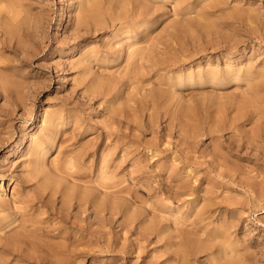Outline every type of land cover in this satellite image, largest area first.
<instances>
[{"label": "rangeland", "instance_id": "obj_1", "mask_svg": "<svg viewBox=\"0 0 264 264\" xmlns=\"http://www.w3.org/2000/svg\"><path fill=\"white\" fill-rule=\"evenodd\" d=\"M86 1L0 0V264H264V0ZM93 3L99 22L71 36ZM226 66L239 77L218 90L185 82ZM244 95L261 109L207 134L205 99ZM73 183L118 212L88 219L87 257L56 263L46 241L86 234L54 230ZM189 239L207 249L185 257Z\"/></svg>", "mask_w": 264, "mask_h": 264}, {"label": "bare ground", "instance_id": "obj_2", "mask_svg": "<svg viewBox=\"0 0 264 264\" xmlns=\"http://www.w3.org/2000/svg\"><path fill=\"white\" fill-rule=\"evenodd\" d=\"M83 1H86V0H83ZM114 1L118 4L119 7H122L121 9L118 10V12H121V11L126 12L127 11L126 5L130 4V1H126V0H114ZM134 1H135L134 5L136 7L135 10L138 12L137 14H140L139 13L140 11L138 9L140 4L136 0H134ZM86 2H85V4H86ZM82 3H84V2H82ZM21 10H22V12L24 11L23 9H21ZM74 10H73V12H74ZM99 13H100V8H97L96 4H94V3L91 5V7L89 9H86L84 4H82V6L80 4L79 9L76 13V19L74 18L76 20L75 24L73 25L74 29L71 27L75 31V33H72L71 36L77 34V32L81 29H83L84 31H87L88 29L86 27V24L88 23V21L90 19L95 20L96 18L94 19V17H97L99 15ZM22 14L24 15L25 13H22ZM120 14L117 15L118 19H120ZM15 15L16 16L18 15L17 12H15ZM103 16H104V14H103ZM10 21L13 22L12 20H10ZM22 21H23V19H22ZM95 21L99 22L98 19H96ZM91 22H93V21H91ZM102 22H103V20H102ZM23 23H27V21H25ZM206 26H207V24H205V27ZM4 27L9 31V29H12L13 25L8 26L6 24ZM3 31H5V30H3ZM11 32L12 31H10V33ZM3 42L6 44H9L10 40L8 37L6 38V36H5L3 38ZM15 46H19V43L16 42ZM132 56H134V55L132 54ZM0 61H1V59H0ZM247 73H248V71H245V74H247ZM187 74H188V76L185 78L186 83L195 82V83H198L199 85H204V86L206 85L207 87H209L211 89H215V90H218L220 88V86H226V85L230 84L231 82H236L237 78L239 77V74L237 73V71L231 70L227 66L222 71H219V69H217L216 67L215 68L208 67V68L204 69L203 71L198 70L195 72V77L190 76V73H187ZM226 100L225 101H219V99H218V100L214 101L212 99H209V100L205 99V101L203 103V107H202V112H203V120L205 121L206 126H207L205 128L207 131V134H212L213 132L216 133V132L220 131V128L218 126V124H219L218 120L222 116H226V115L229 116L231 114L229 118H231V123H232L233 118H235L239 114L241 115V114L245 113V110L248 106L249 107L252 106L253 108H255V110L261 109V103L260 104L258 103V102H260L259 99L253 101L250 97L249 98L246 97V95L240 96L238 98L236 96H230ZM254 106H256V107H254ZM254 111H251V113H250L251 117L253 116L252 114L255 113ZM261 115L262 114H257V117H259ZM51 133H53V132H51ZM53 138H54V136L52 137L50 135V141L53 140ZM212 138L217 139V137L215 135ZM42 148H43L42 146L35 144L30 148V154L32 156L36 157V155L39 154V152L42 150ZM37 165H38V158H35L32 162V166H37ZM33 170L35 171V173L41 172L40 169H37V168H34ZM41 173L43 174L44 178L48 180V182L49 181L52 182L51 180H49L47 178V175H45L43 172H41ZM10 181H11V178L8 177L5 181L6 185H5V182H2V183H0V187L3 188L5 191L6 188L9 186ZM42 186H43L42 187L43 189H47L46 184H44ZM79 188H80V186L77 185L76 183H73V188H68L67 186H65V190H64L65 193L63 195V199H61V206L58 207L57 209H53L50 207V211L54 210L53 214L55 215L56 218H58L59 223H61V225L58 228L54 229L57 231V234L62 232V230H76V231H79L81 233L86 232L85 235H81L82 238L79 240H74L72 238L59 237V238L55 239L54 241H46L44 243V247L46 249V252L48 253L49 256L56 258V263H57V260H58V262H61V263H62V261L71 260L70 258H72L73 256H79L80 255V256L87 257V252H83V251L79 252L78 247H79V245H82L84 247H88V245H89V236H90L91 232L89 230L90 221L88 219L93 215L99 221H101L102 215L104 216V214H103L104 211H106L107 214L111 211L112 212H118V209L114 208V206H110V205L107 206L105 203H102V202L98 203V205H94L95 201H94V198L90 195V193L84 189L76 191V189H79ZM74 190L76 191V193L74 192ZM55 193H56V191H52L51 193H49L47 195V199L45 202L49 203L50 199H52V197H54ZM41 198H42V195L40 197H36V200H37L36 202L43 204V201L41 200ZM32 203H35V202H32ZM64 204H65V208L63 206ZM71 208L76 209V212H79V213L80 212H82V213L83 212L84 213L89 212V214L85 215L84 217H80L78 215V213L72 212ZM206 208L208 209V206L206 207V205H204L202 208H199L197 210L198 216L200 219H201V216L203 214L205 215ZM119 213L123 216L124 220L129 222V223H132L135 220L132 212H128V213L126 212L125 213V212H122L119 210ZM103 220H104V218H103ZM79 222H85V225L82 226V225H80ZM104 222H106V221H104ZM107 222H108V220H107ZM149 225H151V223ZM23 231L27 232L28 233L27 235H35V234L41 233V228L39 226H36L35 223L33 222V223H31V228L25 227V228H23ZM191 232H192L191 234H196L195 230H193ZM198 241H199L198 239L186 240L184 251H183V254L185 255V257L186 256H194L195 254L201 253L207 249L204 245L199 244Z\"/></svg>", "mask_w": 264, "mask_h": 264}]
</instances>
